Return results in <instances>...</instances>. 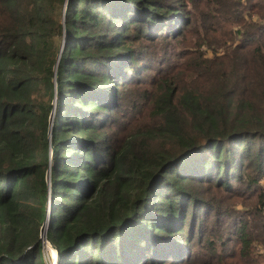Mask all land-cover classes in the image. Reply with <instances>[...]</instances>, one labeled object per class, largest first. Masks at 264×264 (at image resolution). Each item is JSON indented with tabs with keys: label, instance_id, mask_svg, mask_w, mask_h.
<instances>
[{
	"label": "trees",
	"instance_id": "1",
	"mask_svg": "<svg viewBox=\"0 0 264 264\" xmlns=\"http://www.w3.org/2000/svg\"><path fill=\"white\" fill-rule=\"evenodd\" d=\"M65 3L0 0V264L49 200L59 264H264V0Z\"/></svg>",
	"mask_w": 264,
	"mask_h": 264
},
{
	"label": "water",
	"instance_id": "2",
	"mask_svg": "<svg viewBox=\"0 0 264 264\" xmlns=\"http://www.w3.org/2000/svg\"><path fill=\"white\" fill-rule=\"evenodd\" d=\"M69 5V0H66V3H65V6H64V10H63V14L62 16L65 15L66 13V9ZM65 17V16H64ZM63 34H64V41H63V47L66 45V41H67V37H68V34H67V29H65L63 27ZM54 87H55V95L57 96L58 95V91H59V87H58V80H57V77H56V70H55V75H54ZM55 100L56 98L54 99V106H55ZM53 116H54V110L51 112V115H50V119H49V122H50V125L52 126L53 124ZM53 153H54V148L51 144L50 146V166H49V169L46 173L47 175V183H48V187L50 188V167L52 166V162H53ZM47 210H48V213H47V219H46V222L44 223V225L41 227L42 230H41V237L40 239L43 241V243L46 245L48 244L53 250L55 249L56 250V253H57V256H58V260L56 262V264H59V261H60V257H59V252L57 250V248L55 246H52L48 241H47V238H46V233H47V224H48V220L51 216V210H50V200L48 202V207H47ZM47 246V245H46ZM48 247V246H47Z\"/></svg>",
	"mask_w": 264,
	"mask_h": 264
},
{
	"label": "rangeland",
	"instance_id": "3",
	"mask_svg": "<svg viewBox=\"0 0 264 264\" xmlns=\"http://www.w3.org/2000/svg\"><path fill=\"white\" fill-rule=\"evenodd\" d=\"M208 56L210 57L211 56V54L209 53L208 54ZM45 246V249H44V253H45V260H46V263H48V264H55V263H52L53 262V256H52V249L48 246H46V245H44ZM50 261V262H49Z\"/></svg>",
	"mask_w": 264,
	"mask_h": 264
},
{
	"label": "bare ground",
	"instance_id": "4",
	"mask_svg": "<svg viewBox=\"0 0 264 264\" xmlns=\"http://www.w3.org/2000/svg\"><path fill=\"white\" fill-rule=\"evenodd\" d=\"M47 246H49L48 244H46ZM50 247V246H49ZM51 248V247H50ZM52 249V248H51ZM53 250V249H52ZM52 256L54 257L53 258V262L52 263H55L56 264V262H57V260H58V256H57V253H56V250L54 249L53 251H52Z\"/></svg>",
	"mask_w": 264,
	"mask_h": 264
}]
</instances>
